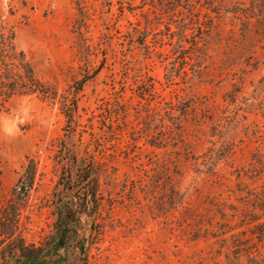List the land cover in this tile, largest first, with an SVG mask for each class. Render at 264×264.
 Masks as SVG:
<instances>
[{"label": "rangeland", "instance_id": "1", "mask_svg": "<svg viewBox=\"0 0 264 264\" xmlns=\"http://www.w3.org/2000/svg\"><path fill=\"white\" fill-rule=\"evenodd\" d=\"M82 6L85 43L76 0H0L57 94L0 88V213L21 205L25 243L46 246L72 147L100 167L87 264H264V0Z\"/></svg>", "mask_w": 264, "mask_h": 264}, {"label": "trees", "instance_id": "2", "mask_svg": "<svg viewBox=\"0 0 264 264\" xmlns=\"http://www.w3.org/2000/svg\"><path fill=\"white\" fill-rule=\"evenodd\" d=\"M76 2L81 16L76 19L75 29L82 43H85L82 31L86 18L83 0ZM85 78L79 80L80 85ZM0 88L6 97L34 93L43 98L57 97L52 87L36 75L26 53L17 49L14 33L7 29L1 19ZM76 89L79 90L80 87ZM149 91L151 95L156 93L153 88ZM75 92L76 90L62 102V109L68 120L72 119V113L77 109ZM63 159L66 162L65 169L54 198L57 219L49 243L44 247L26 244L19 231L21 205L11 209L10 206H4L0 213V264H87L88 248L97 224L100 167L92 159H79L72 147L64 148ZM33 171V167L29 165L26 182H32ZM53 248L60 253V257L55 260L44 259L43 256Z\"/></svg>", "mask_w": 264, "mask_h": 264}, {"label": "water", "instance_id": "3", "mask_svg": "<svg viewBox=\"0 0 264 264\" xmlns=\"http://www.w3.org/2000/svg\"><path fill=\"white\" fill-rule=\"evenodd\" d=\"M60 257V253L56 251L55 248H53L49 253H46L43 258L46 260H55Z\"/></svg>", "mask_w": 264, "mask_h": 264}]
</instances>
